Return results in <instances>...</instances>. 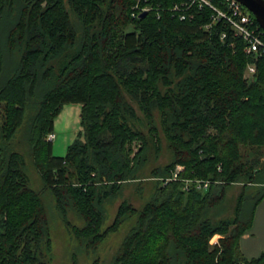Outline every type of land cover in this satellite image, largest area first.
<instances>
[{
    "label": "trees",
    "instance_id": "1",
    "mask_svg": "<svg viewBox=\"0 0 264 264\" xmlns=\"http://www.w3.org/2000/svg\"><path fill=\"white\" fill-rule=\"evenodd\" d=\"M149 1L159 16L132 17L135 0H0V264H51L44 191L86 251L135 217L111 264H264V250L247 258L239 247L264 197V56L221 21L204 29L206 6L182 21L168 10L180 0ZM71 103L81 130L55 156L45 136ZM21 128L40 190L12 147ZM159 133L170 160L144 175ZM177 164L212 183L163 184ZM145 181L143 204L123 200L103 228L105 202L130 183L142 195Z\"/></svg>",
    "mask_w": 264,
    "mask_h": 264
},
{
    "label": "rangeland",
    "instance_id": "2",
    "mask_svg": "<svg viewBox=\"0 0 264 264\" xmlns=\"http://www.w3.org/2000/svg\"><path fill=\"white\" fill-rule=\"evenodd\" d=\"M131 27H127L126 31H130ZM246 72V71H245ZM244 72V73H245ZM71 124V123H70ZM70 125L61 124L62 128L58 126L53 130L55 135L52 141V154L55 156H63L66 152L67 146L76 137L78 131L81 130L79 124L76 126V130L70 129ZM159 127V123H158ZM23 128L17 131L14 139L12 140L13 149L17 150L24 156L25 164L24 170L29 178V184L32 188L36 190L42 189V181L36 170L33 161L28 154V146L23 143ZM159 147L160 152L156 155L154 149L149 151V160L147 165L143 169V174L147 175L152 167L164 165L169 162L171 157V152L168 147V142L162 133H159ZM47 139V135L45 136ZM144 191L142 195L138 194L136 185L130 183L126 185L121 194L115 198L105 202L104 207L106 210L105 220L103 222V228L110 225L116 215L117 208L123 200L129 201L132 205L139 208L148 195L152 188L151 181L144 182ZM239 191V186H232L228 189V196H236ZM45 212L50 226V236L52 243V261L51 264H111L112 258L116 253L118 246L124 235L127 233L130 226L133 224L135 217L125 218L119 226L114 230L109 232L104 239L99 243L97 248L93 251H86L82 246H80L78 240H76L75 235L71 232L65 222L63 221L58 210L55 208L54 200L49 192L43 193L42 196ZM232 212V208L229 209V213ZM67 219L70 223L76 227H80L84 224L83 219L77 215L73 210L67 211ZM220 235H215L210 239V244L217 243Z\"/></svg>",
    "mask_w": 264,
    "mask_h": 264
},
{
    "label": "built area",
    "instance_id": "3",
    "mask_svg": "<svg viewBox=\"0 0 264 264\" xmlns=\"http://www.w3.org/2000/svg\"><path fill=\"white\" fill-rule=\"evenodd\" d=\"M180 0L168 7V10L175 14L179 20L192 19L196 12L204 7L212 10L209 22L203 24L204 29H210L216 21L223 22L232 32L244 41V51L247 54L264 56V31L257 23L254 16L237 0ZM149 0H135L132 6V17H139L142 12L155 9L159 16L160 5L152 6ZM220 5V6H219ZM225 36L224 32L221 39ZM255 72V65L249 64L246 68L245 76H251ZM53 132L47 135V141H53ZM185 170L183 165H175L169 171L170 176L163 178V184L169 181H180L184 190L196 189L205 190L212 183L209 179H199L182 177L181 173Z\"/></svg>",
    "mask_w": 264,
    "mask_h": 264
},
{
    "label": "crops",
    "instance_id": "4",
    "mask_svg": "<svg viewBox=\"0 0 264 264\" xmlns=\"http://www.w3.org/2000/svg\"><path fill=\"white\" fill-rule=\"evenodd\" d=\"M80 107L78 103L65 104L54 120V129L57 126L62 128L61 124L64 127L67 124L70 125V129L76 130V125L79 124ZM239 247L247 258L257 257L264 250V197L256 205L251 227L241 236Z\"/></svg>",
    "mask_w": 264,
    "mask_h": 264
},
{
    "label": "water",
    "instance_id": "5",
    "mask_svg": "<svg viewBox=\"0 0 264 264\" xmlns=\"http://www.w3.org/2000/svg\"><path fill=\"white\" fill-rule=\"evenodd\" d=\"M237 1L254 16L257 23L264 31V0H237ZM144 15L145 12H142L140 14V17Z\"/></svg>",
    "mask_w": 264,
    "mask_h": 264
},
{
    "label": "bare ground",
    "instance_id": "6",
    "mask_svg": "<svg viewBox=\"0 0 264 264\" xmlns=\"http://www.w3.org/2000/svg\"><path fill=\"white\" fill-rule=\"evenodd\" d=\"M178 165H180V164H178ZM169 176H170V173H169ZM169 176H168V177H169ZM165 178H166V177H165ZM169 182H171V181H169ZM167 183H168V182H167Z\"/></svg>",
    "mask_w": 264,
    "mask_h": 264
}]
</instances>
